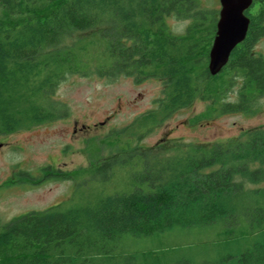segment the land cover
Listing matches in <instances>:
<instances>
[{
	"label": "trees",
	"instance_id": "16d2710c",
	"mask_svg": "<svg viewBox=\"0 0 264 264\" xmlns=\"http://www.w3.org/2000/svg\"><path fill=\"white\" fill-rule=\"evenodd\" d=\"M244 13L245 38L212 75L207 64L218 14L200 0H0V135L64 117L50 98L68 74L162 83L156 106L114 132L129 136L122 155L94 165L93 176L104 183L114 165L132 161L126 189L87 200L75 193L71 204L0 220V264H178L167 261L168 250L117 254L114 248L125 234L151 236L217 221L228 234L230 225L247 223L240 232L253 236L231 264H264V188L245 187L264 179V125L224 141L140 149L151 127L196 99L210 104L192 124L254 111L264 95V57L253 50L264 34V0H253ZM170 17L188 20L183 34L171 32ZM87 31L88 47L81 39L65 45L69 34ZM97 43L89 69L87 53ZM237 78V100L225 101ZM46 176L73 178L53 168ZM228 258L201 264H229Z\"/></svg>",
	"mask_w": 264,
	"mask_h": 264
},
{
	"label": "rangeland",
	"instance_id": "374dc122",
	"mask_svg": "<svg viewBox=\"0 0 264 264\" xmlns=\"http://www.w3.org/2000/svg\"><path fill=\"white\" fill-rule=\"evenodd\" d=\"M200 6L215 9L216 14L220 8L218 0H200ZM167 23L171 32L183 34L188 20L170 17ZM91 33H71L65 37V45L81 39L88 47ZM93 40L96 42L97 39ZM100 49L99 43L90 47L91 53H87L89 69L93 68V59ZM253 50L264 57V34L254 41ZM240 85V79H233L232 90L224 100L236 101ZM161 89V80L152 77L136 82L126 75L112 78L99 77L91 72L66 75L50 98L65 109L64 117L0 135V220L6 222L27 211L64 202L71 204L78 198L93 199L99 192L126 189L130 172L136 167L132 161L128 165H114L104 183L93 176L94 165L122 155L120 151L127 147L129 136L118 137L114 132L154 108ZM209 104V101L196 99L189 106L174 111L144 134L140 149L174 141H224L239 136L244 130L264 125V95L256 100L253 112L224 113L192 124L190 119ZM50 168L55 173L70 172L73 178H50L46 176ZM18 172H25L24 175L31 176L32 181L28 182L29 179ZM245 187L264 188V179L247 183V186L245 183ZM75 193L78 198L75 196L72 200ZM229 228L230 234L226 232L225 223L217 221L206 226L174 227L151 236L125 234L114 252L168 250L167 261L178 264L183 260L189 264L214 262L229 256L227 262L231 264L234 261L232 256L248 247L253 236L240 232L247 229V223L230 225Z\"/></svg>",
	"mask_w": 264,
	"mask_h": 264
},
{
	"label": "water",
	"instance_id": "95a60500",
	"mask_svg": "<svg viewBox=\"0 0 264 264\" xmlns=\"http://www.w3.org/2000/svg\"><path fill=\"white\" fill-rule=\"evenodd\" d=\"M220 8L215 35L209 50L208 70L214 75L227 63L233 48L246 36L249 18L245 15L253 0H218Z\"/></svg>",
	"mask_w": 264,
	"mask_h": 264
}]
</instances>
